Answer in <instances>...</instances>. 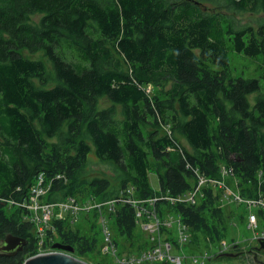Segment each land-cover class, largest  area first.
Returning <instances> with one entry per match:
<instances>
[{"label": "trees", "instance_id": "1", "mask_svg": "<svg viewBox=\"0 0 264 264\" xmlns=\"http://www.w3.org/2000/svg\"><path fill=\"white\" fill-rule=\"evenodd\" d=\"M222 9L261 16L238 25ZM63 38L79 61L55 52ZM230 53L258 62L264 79V0H0V240L26 241L0 264L37 254L24 205L39 177L47 204L116 201L111 221L128 240L138 227L128 190L141 201L183 196L224 168L243 196L264 194V95L257 79L230 74ZM92 164L106 168L91 174ZM215 189L156 209L180 217L193 242L215 243L226 232ZM44 234L45 248L57 241L78 257L96 248L65 220Z\"/></svg>", "mask_w": 264, "mask_h": 264}, {"label": "rangeland", "instance_id": "2", "mask_svg": "<svg viewBox=\"0 0 264 264\" xmlns=\"http://www.w3.org/2000/svg\"><path fill=\"white\" fill-rule=\"evenodd\" d=\"M221 11H226L225 9H222ZM226 13L231 16L235 22L238 25H251L253 27H256V17L261 16V14L254 15L251 13H242L237 11H226ZM42 18L41 14H35L32 15L29 18V22L32 24H37L40 19ZM55 52L68 60H76L79 61L80 58L75 50V48L70 45L66 39H62L59 43L56 41L55 45ZM32 58H39L38 55H32ZM229 62H230V74L233 77H244L247 79H257L260 86V94L264 95V79L262 78V68L261 65L258 62H254L242 55H237L235 53H230L229 55ZM149 92L153 94L157 88H154L152 86H148ZM258 93H253L249 96L250 102L253 104L255 103L256 98L258 97ZM102 106H108L109 102L104 100L101 103ZM51 141H56V139H53ZM178 141L181 145L188 148V145L186 141L178 137ZM92 159H95L94 156H91ZM106 167L99 164H92L90 165V170L92 169L94 172L91 174H96L100 170L105 169ZM225 182V187L223 190L215 189V191L220 192L219 200L220 201V208L223 210L225 217H226V232L223 239L211 243L208 239H206L203 235H195L194 242L193 238L192 243L190 242L185 250L188 254L191 255H202L204 252L207 253H213L218 249V246L220 243H231V242H241V245L243 248V251H245L244 255H241L237 258H218L217 262L219 263H228V264H255L253 260L251 259L252 256L249 253L250 248H255L257 245V242H255L252 238L254 236L253 231L250 229H247L245 226V217L246 212L245 208L242 205H239L241 203H237L236 201H241V190L240 186L238 184V181L236 178H223ZM149 182L152 188L156 191L157 190V179L156 175L154 173L149 174ZM246 187H243V189ZM47 189V187H45ZM223 193V194H222ZM131 191L128 190L126 194V198L130 201H141V199L138 198L136 194H133V196L130 195ZM161 195V194H160ZM44 195H42L43 197ZM123 196V195H122ZM241 196V197H240ZM238 197V198H237ZM77 203H78V209L75 211V213H71L69 210L66 211V209L60 210L59 207H52L51 213L48 215H45V201L42 200H36L35 202L37 205H24L27 206V210L31 213L32 217H37L39 219H44L43 222H45L43 225L45 227H42V223L36 224V229L38 232H40V239L39 244L42 243L45 239L44 230L46 227L49 229L51 228V225L54 223V220H65L66 222L70 223L73 229L78 230L79 234L81 236H84L86 238L96 237L97 243L96 248L91 253H87L81 257H78L76 254H72V256L88 263V264H97V263H105V264H118L114 261L112 256L107 253H103V243H104V236L102 235V217L106 218V225L109 229V232L112 236L114 245H115V252L119 256H126L128 254L134 255L137 254V250L139 247H142V249L147 247H152L154 244L156 245L157 242H174L175 238L177 237V226H176V215H172L169 213L168 209L163 210V216L160 217V214L157 211V214L159 215L161 220H165L166 222L170 223V226L167 228H160V236L155 235V237L151 236L148 232H146L144 228V223L146 221L139 220L137 221V228L134 231L133 237L131 240H128L127 237L120 236L117 232L115 226L113 225L111 221V213L112 211L109 210L108 207H103L100 212H98L95 209V205L98 200H91L90 198L82 199L80 200V197H78ZM161 197H156L155 199H161ZM195 198H199V196H195ZM151 199L144 200V201H150ZM197 200V199H196ZM72 201V200H68ZM80 201V202H79ZM95 204V205H94ZM219 204V203H218ZM29 206H35L34 208ZM242 216V221L239 220V217ZM34 217V218H35ZM44 217V218H43ZM151 223V221H150ZM263 222L259 221V230H257V234L260 233V231L263 230ZM261 225V226H260ZM164 229V230H163ZM36 231V233H37ZM38 235V234H37ZM114 237V238H113ZM39 238V236H38ZM57 242V241H56ZM55 243V242H54ZM37 245V249H43L45 247H41L40 245ZM46 249V248H45ZM50 249V248H49ZM43 251V250H42ZM249 253V254H248ZM172 255H177L178 251L172 250ZM260 259L264 261V252L259 256ZM214 259H211V261L207 262V264H213ZM153 264H163V263H153Z\"/></svg>", "mask_w": 264, "mask_h": 264}, {"label": "built area", "instance_id": "3", "mask_svg": "<svg viewBox=\"0 0 264 264\" xmlns=\"http://www.w3.org/2000/svg\"><path fill=\"white\" fill-rule=\"evenodd\" d=\"M225 177L228 178H235L231 175V172L226 169H222L221 175L219 178L216 179H205L200 178L198 181L197 186L193 189L192 192L187 193L183 196L178 197H162L161 199L167 200L170 204H190L194 205L196 204L195 196L200 195V190L202 186L205 184H211V186L223 190L225 187L224 179ZM237 179V178H236ZM238 181V180H237ZM239 183V181H238ZM46 186H43V178L39 177V179L36 181V183L33 185V188L31 189V196L30 201L26 205H37L35 202L36 200H40V197L44 195L47 191L45 189ZM223 194V193H222ZM242 196V197H241ZM241 201H236L237 203H241L239 205H242L245 208L246 212V219H245V226L247 229H250L253 231V240L257 242L258 240H264V226L263 230L260 231L259 234H257V230H259V221H262L264 225V194L258 193L257 196L254 197H245L241 194ZM238 198V197H237ZM42 200V199H41ZM72 200V201H68ZM62 203L57 204H47L45 205V215H48L51 213L52 207H59L60 210L66 209V211H70L71 213H75L78 209V203L74 201V199H68ZM157 199H151L150 201H122L128 205H130L132 208H134L135 211V217L136 220H144L146 221L144 225V230L151 234V236L155 237V235L160 236V228L164 227L167 228L170 226V223L166 222L164 219L161 220L159 215L157 214L156 209V201ZM159 200V199H158ZM116 201H108V202H97L95 205V209L100 212L103 207H108L110 211H114ZM34 208L35 206H29ZM27 208V206H26ZM48 213V214H47ZM31 221L35 222L39 225L41 222L42 227H45L43 224L45 222L44 219H39L37 217L30 216ZM176 217V226H177V237L175 238L174 242H164L162 243L157 242L156 245L154 244L152 247H147L146 249L142 250L141 252L131 255L128 254L126 256H119L117 252H115L116 248L112 239V236L109 232V229L106 225L107 221L105 217H102V235L104 236V243L102 251L103 253L110 254L114 261L118 264H153V263H163V264H207V262L211 261V259H215L217 256L220 258L225 253L230 252L233 248H236L238 246H242L241 242H231V243H220L218 246V249L214 251L213 253H207L204 252L202 255H191L188 254L185 250L186 246L191 241V233L188 230V228L182 224L180 217ZM44 218V217H43ZM151 221V223H150ZM261 226V225H260ZM47 228V227H46ZM37 231V229H36ZM37 234L40 238V232L37 231ZM259 242H257L258 244ZM42 248L43 243L39 244ZM43 250V251H42ZM37 249V254L50 252L52 249L50 248H43V249ZM176 250L178 251L177 255H172L171 251ZM36 254V255H37ZM217 258V259H218Z\"/></svg>", "mask_w": 264, "mask_h": 264}, {"label": "water", "instance_id": "4", "mask_svg": "<svg viewBox=\"0 0 264 264\" xmlns=\"http://www.w3.org/2000/svg\"><path fill=\"white\" fill-rule=\"evenodd\" d=\"M260 248H252L249 253L252 254V260L255 264H264V261L257 256V251L264 248V240H258ZM26 241L15 237L11 234H7L3 239L0 240V257L11 256L13 253L22 251V247L25 245ZM52 251L37 254L28 257L22 264H88L74 256L75 249L72 246L62 244L60 242H55L50 247ZM242 253H227L224 254L226 258H237L241 256ZM217 256L213 264H228L217 262ZM104 264V263H97Z\"/></svg>", "mask_w": 264, "mask_h": 264}, {"label": "flooded vegetation", "instance_id": "5", "mask_svg": "<svg viewBox=\"0 0 264 264\" xmlns=\"http://www.w3.org/2000/svg\"><path fill=\"white\" fill-rule=\"evenodd\" d=\"M25 245H26V243H25ZM25 245L22 247V249L25 247ZM258 246H256L257 248H260V244L258 243L257 244ZM241 248H243L242 246H238V247H236V248H233L230 252H228V253H242V255H244L245 254V251H243V249H241ZM250 249H252V248H250ZM21 251H18V252H16V253H13L11 256H4V258H6V259H13V258H15L16 256H17V254L18 253H20ZM264 252V248L263 249H261V250H259V251H257V256L259 257L262 253ZM225 254H227V253H225ZM249 254V253H248ZM251 256H252V254H251ZM220 258H226V257H224V255H222ZM260 258V257H259ZM252 259V258H251ZM105 264V263H104Z\"/></svg>", "mask_w": 264, "mask_h": 264}]
</instances>
